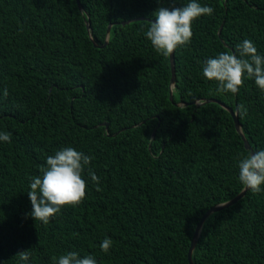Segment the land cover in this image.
<instances>
[{
	"label": "trees",
	"instance_id": "trees-1",
	"mask_svg": "<svg viewBox=\"0 0 264 264\" xmlns=\"http://www.w3.org/2000/svg\"><path fill=\"white\" fill-rule=\"evenodd\" d=\"M80 2L0 0V132L12 134L0 141V264H25L26 250L27 264L71 251L97 264H190L202 217L245 189L239 160L251 152L218 102L244 106L241 131L264 150V91L245 79L237 94L218 92L204 62L245 39L264 55V0H197L214 12L175 50L174 87L170 55L145 33L159 7L190 0ZM64 147L93 157L101 191L86 170L83 202L44 224L29 215L30 177ZM193 262L264 264V191L212 214Z\"/></svg>",
	"mask_w": 264,
	"mask_h": 264
},
{
	"label": "clouds",
	"instance_id": "clouds-1",
	"mask_svg": "<svg viewBox=\"0 0 264 264\" xmlns=\"http://www.w3.org/2000/svg\"><path fill=\"white\" fill-rule=\"evenodd\" d=\"M214 9L201 6L197 0H190L183 7H159L155 20L150 22L146 37L154 49L163 56L172 54L178 47L190 44L193 31L192 24L204 15H212ZM203 75L209 81H217V91L237 94L245 79H254L260 90L264 91V55L258 54L255 44L245 39L236 46L235 52H221L215 58L204 62ZM8 96L7 89L3 92ZM241 116L246 114L243 105L237 108ZM10 132H0V141L11 143ZM93 157L73 147H64L55 155L47 157V166H41L40 176L30 177L28 196L32 204L29 214L35 221L44 224L61 212L65 205L78 206L86 198L87 184L82 178L87 170L92 183L99 187V178L90 167ZM239 179L246 189L254 193L264 191V150L255 151L239 160ZM113 245L111 238H105L100 244L104 253H109ZM20 261L27 262L31 256L29 250L17 253ZM54 264H97L92 255L81 257L71 251L58 258L53 257Z\"/></svg>",
	"mask_w": 264,
	"mask_h": 264
},
{
	"label": "water",
	"instance_id": "water-1",
	"mask_svg": "<svg viewBox=\"0 0 264 264\" xmlns=\"http://www.w3.org/2000/svg\"><path fill=\"white\" fill-rule=\"evenodd\" d=\"M77 4L80 8V10H84L80 0H77ZM223 28V25L221 26L220 28V31L222 30ZM110 30L111 28H109L108 30V33H110ZM95 47H98L95 43H94ZM170 60H171V70H172V79H171V82H172V86L174 87L175 86V83H176V69H175V51L170 54ZM173 96L171 95V100H172ZM208 102H218L216 100H210ZM222 107H224L226 110H228V112L231 114V116L233 117L234 119V122H235V125H236V128L237 130L240 132V134L242 135V138L244 140V143H245V147L246 149H248L251 153L254 152L250 146V144L248 143L247 139L245 138L244 134L242 133L241 131V125H240V122H239V118H238V113H237V110L234 111L232 108H229L227 107L225 104L223 103H220L218 102ZM198 106H201L202 103H197ZM156 135V131H154L153 133V136ZM249 190L245 189L238 195L236 196L234 199L230 200L229 202H226V203H223V204H220L212 209H210L203 217L202 219L200 220L198 226H197V229L195 231V234H194V238H193V241H192V244H191V248L189 250V254H188V260H189V263L190 264H194L193 262V252L195 250V247L197 245V242L200 238V234H201V230L205 224V222L208 220V218L214 214V213H217V212H220L224 209H227L233 205H235L239 200H241L242 198L245 197V195L247 194Z\"/></svg>",
	"mask_w": 264,
	"mask_h": 264
}]
</instances>
